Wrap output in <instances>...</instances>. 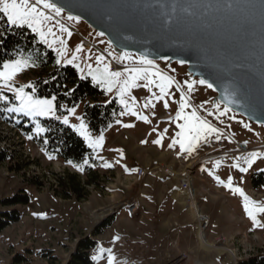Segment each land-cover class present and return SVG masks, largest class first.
Wrapping results in <instances>:
<instances>
[{
    "label": "rangeland",
    "instance_id": "rangeland-1",
    "mask_svg": "<svg viewBox=\"0 0 264 264\" xmlns=\"http://www.w3.org/2000/svg\"><path fill=\"white\" fill-rule=\"evenodd\" d=\"M67 16L63 12L50 22V26H53L57 36L66 41L67 50L62 59H70L76 47L81 46V51L75 53V63L80 65L83 72L74 65H57L55 49L61 46L59 42L50 48L28 28L46 49L53 52L54 60L48 66L38 67L33 64L29 54L25 58H29L33 66L13 78V87L33 86L34 80L55 67L71 66L80 78L87 77L93 82L92 77L87 75L89 65L94 70L109 64L111 70L117 71L136 64L139 55L131 52L133 60L117 62L113 57L120 52L104 36H98L80 19L68 21ZM56 20L64 23L72 35L60 33L55 27ZM48 39L52 40L53 37L49 36ZM97 56L103 57L100 64H97ZM40 58L46 60L45 56ZM153 61L156 68L173 77L188 96L192 107L186 111L195 108L197 114L217 128L218 132L197 142L191 152L181 151L178 144L170 148L169 144L179 130L176 122L170 119L175 117L179 106V92L173 88V97H166L169 100L168 108L164 107L163 101L154 98L152 105L145 108L144 104L152 98L153 93L158 94V89L153 87L149 92L148 88L143 87L146 81H137L139 86L131 88L123 99L129 106H134L135 111L148 117L145 122L131 115L120 103L117 88L106 92L97 84L103 91L102 101L115 100L119 111L114 122L100 133H92L88 129L93 139L101 134L104 137L101 146L93 149L98 159L97 171L103 182L100 189H88L90 193L84 202L64 201L53 195L54 174L76 171L59 160L48 159L40 147L29 139L27 134L43 132H37L36 128L39 125L43 129L41 119L45 117L8 111L19 102L15 100L13 92L0 88V93L8 97L6 101L0 100L4 112V116L0 115V149L8 154V159L0 163V211L12 210L2 206L1 202L20 190L29 196L27 204L13 208L20 212L19 221L1 233L0 264H66L83 237L96 241L90 250L93 264H108V250L114 257L113 264H232L228 252L220 254L214 247L199 244L200 230L192 210L174 197V192L179 190L181 172L190 173L191 190L198 211L209 218L208 226L202 231L208 243L233 250V264L264 249V212L255 213L258 223H254L244 210V196L248 197L250 205L264 207V187L253 189L249 182L253 172L264 171V155L257 157L251 167L245 163L249 153H264V125L248 122L232 110L219 115L225 106L215 100L213 88L199 84L200 78L192 77L187 72L185 64L167 59ZM185 81L192 84L190 91ZM25 91L31 92V88L26 87ZM62 105L64 107H56V116L68 115L66 109L76 107V114L68 117V126L79 124L76 117L83 118L84 102L73 106ZM215 105H219V109ZM165 129L168 131L165 132ZM225 134L248 141H245L247 147H257L247 153H238ZM217 135L220 136L219 140L216 139ZM158 138L161 142L154 143ZM196 162L198 165L194 166ZM105 163L110 167H104ZM190 163L193 166L188 169ZM165 164L172 166L176 175L160 173L157 176L146 174L140 179L129 177L136 173L138 167L152 170ZM234 164L248 168V171L241 172L233 167ZM229 177L232 178L233 187L241 188L244 196L225 186ZM133 197L139 198L140 207L130 215L122 204ZM101 213L104 214L100 218ZM111 216H115L113 224L102 234L92 235L95 227Z\"/></svg>",
    "mask_w": 264,
    "mask_h": 264
},
{
    "label": "water",
    "instance_id": "water-1",
    "mask_svg": "<svg viewBox=\"0 0 264 264\" xmlns=\"http://www.w3.org/2000/svg\"><path fill=\"white\" fill-rule=\"evenodd\" d=\"M52 2L103 32L117 52L184 61L192 77L213 84L215 100L264 125V0ZM225 90L235 103L224 100Z\"/></svg>",
    "mask_w": 264,
    "mask_h": 264
},
{
    "label": "snow or ice",
    "instance_id": "snow-or-ice-1",
    "mask_svg": "<svg viewBox=\"0 0 264 264\" xmlns=\"http://www.w3.org/2000/svg\"><path fill=\"white\" fill-rule=\"evenodd\" d=\"M84 7H92L94 5L91 4H83ZM191 5H189L190 7ZM47 10V11H46ZM184 10H187L185 8ZM64 12V8L58 6L57 3L52 2V0H0V13L3 14V17L6 18V23L9 27H24L31 29L33 33H36L40 40L47 44L50 48L59 42L61 45L59 48L55 49L57 52L56 64H67L74 65L79 71L83 72L78 63H75L77 60V56L75 53L81 51V46H77L75 53L72 54L70 59H62L65 57V53L67 50L66 41L61 37L57 36L54 32L53 26H50V22L55 19V17H60ZM49 13H52L50 15ZM66 19L68 21H78L80 19L79 16H73L69 14ZM55 27H58L60 33H66L68 36H71L72 33L68 27L65 26L60 20L55 21ZM98 36H103V32L97 33ZM53 37L52 40H49L48 37ZM103 43V41H101ZM111 44V41H109ZM111 55V53H109ZM117 62L131 61L133 60V56L128 51H121L118 55L113 57ZM103 57L97 56L96 61L97 64H100ZM165 59H167L165 57ZM184 63V61H180ZM33 66L32 62L29 58H24L21 56L16 57L15 59L4 60L2 64H0V88H6L9 91L13 92L15 100L18 101V105L13 108H8V111H15L18 113H25L31 117H55L58 120H62L64 125H69V116L76 114V107L66 109L68 115L63 117L56 116V96L53 95L50 98H39L34 95L36 89L31 84L22 85L20 87H13L12 80L13 78L24 69ZM89 71L87 75L92 77L94 83L99 84L106 92H111L113 88H117V96L120 97V103L124 105L131 115L136 116L137 119L148 121V117L142 115L135 111L134 106H129L128 102L123 99L124 95L128 93L131 88L138 87L137 81H146L143 84V87L148 88L149 92H152V88L155 87L158 89V94L153 93L152 98H149L147 102L144 104L145 108H148L152 105V99L154 98L157 101H163L164 107H169V100L166 99L173 97V88L175 92H179V106L176 110L175 117H170V119L176 122V127L179 129L175 133V138L172 143L169 144V147H173L178 144L181 151L191 152L194 150V147L197 142L202 139H206L207 136L212 135L213 133H217L218 129L213 127L206 119L201 118L195 108L192 110L186 111L191 108V104L188 96L185 94L180 84L174 80L173 77L163 74L156 68L154 61L149 59L148 56L141 54L137 60L136 64L132 67H124L122 70L113 71L110 68L109 64H104L103 67H97L96 69H92L91 65L88 66ZM83 78V77H82ZM199 84L207 85L208 88H213V84L209 83L205 79H200ZM187 88L189 91L192 89V84L185 81ZM31 88V92H26L25 88ZM73 90H69L65 95L70 94ZM230 94L225 90L224 100L228 101V103H235L236 101L231 100L229 98ZM0 100H8L7 96H4L0 93ZM134 101V98H133ZM61 107H64L61 105ZM217 109H219V105H215ZM230 109L227 104H225L224 111L219 112L218 114L223 116ZM211 114V113H210ZM124 115V113H121ZM76 119L79 121V124L70 125L75 132L79 134V136L83 137L85 142L89 144L93 149L101 146L103 142V134L93 139L89 130L88 124L84 122V119L80 116H77ZM119 123V121H117ZM126 127H130L131 125H125ZM247 127V125H245ZM37 132H42L44 129L40 128L37 125ZM155 131V130H154ZM165 132L168 130L165 129ZM32 137L29 136V139ZM162 138V137H161ZM216 139L219 140L220 136L217 135ZM47 141H45L46 143ZM161 139H156L154 143L159 144ZM264 155V153L260 152H252L249 153L245 158V163L248 167H251L254 160ZM50 159L52 157H49ZM239 159V158H238ZM68 163H72L69 161ZM84 165L88 164V160L85 159L83 162ZM219 162H217L218 166ZM73 167L77 168L79 171H83V165L73 164ZM104 167H110L109 164L105 163ZM233 167L239 168L241 172H247L248 168L240 167L239 164H234ZM219 181L220 178L216 177ZM231 177L228 178L226 187L232 189L233 192L239 193L241 196H244L243 190L239 187H233L231 183ZM224 183L223 181H220ZM244 210L248 214L249 217L252 218L254 223H258L256 220V212H264V207H258L250 205L248 202V197L244 196ZM103 251V250H101ZM108 264H113L114 257L110 254L111 250H108ZM95 259V257H93Z\"/></svg>",
    "mask_w": 264,
    "mask_h": 264
},
{
    "label": "trees",
    "instance_id": "trees-1",
    "mask_svg": "<svg viewBox=\"0 0 264 264\" xmlns=\"http://www.w3.org/2000/svg\"><path fill=\"white\" fill-rule=\"evenodd\" d=\"M29 54L33 58V64L38 67L48 66L54 60L53 52L46 49L27 27H9L6 18L0 13V64L4 60L15 59L18 56L28 57ZM41 56H45L46 60H42ZM33 87L36 89L35 94L39 97L55 95L57 108H60L62 104L73 106L84 102L83 119L92 133H100L107 128L114 122L119 111L115 100L103 102V91L100 87L87 77L80 78L77 71L71 66L53 68L34 80ZM69 90L73 91L65 95ZM0 115L4 116L1 107ZM41 125L44 129L42 133L31 132L27 135L32 137L31 140L40 147L48 159L52 157L50 160H59L70 166L73 164L83 165V171L74 167L76 172L65 171L61 174H54L53 195L62 200L73 199L79 202L86 200L90 193L88 189L90 187L100 189L103 182L102 176L97 171L98 159L93 148L70 126L64 125L54 118L41 119ZM25 132L27 133V131ZM45 141L47 142L45 143ZM6 153L0 149V163L8 159ZM85 159L88 160L86 165L83 164ZM69 161L72 163H68ZM249 182L253 189L263 188L264 171L253 172ZM28 202L29 196L23 190L2 200L1 205L10 207L12 210L0 211V237L6 227L20 219V212L13 208ZM114 217L111 216L98 224L92 235L102 234L106 228L113 224ZM95 243L96 241L91 237L79 239L66 264H93L90 250ZM238 264H264V249L256 255L239 261Z\"/></svg>",
    "mask_w": 264,
    "mask_h": 264
},
{
    "label": "built area",
    "instance_id": "built-area-1",
    "mask_svg": "<svg viewBox=\"0 0 264 264\" xmlns=\"http://www.w3.org/2000/svg\"><path fill=\"white\" fill-rule=\"evenodd\" d=\"M228 141L230 143L233 144V146L236 149V152L238 153H247L249 151H251L252 149H254L255 147H247L245 141L246 140H241L238 138H234L232 136H228ZM248 142V141H246ZM202 160V159H201ZM200 161V159H199ZM198 162H196L194 164V166H196ZM163 173L164 175L167 176H173L176 175V173H174V170L172 168V166L170 165H164V166H158L152 170H145L143 167H138L136 173L132 176L129 177H136V178H142L143 176H145L146 174H150L152 176H157L158 174ZM178 189L180 190H186L191 188V183H190V173H188L187 175H185V172H181V174H179V178H178ZM122 205L125 206L127 213L130 215H133L137 209L140 207V200L138 197H133L132 199H130L129 201L124 202ZM209 223V218L207 216H205L204 214H200L199 213V221L197 222V228L198 231L201 230V232L203 231V229H205L208 226Z\"/></svg>",
    "mask_w": 264,
    "mask_h": 264
},
{
    "label": "bare ground",
    "instance_id": "bare-ground-1",
    "mask_svg": "<svg viewBox=\"0 0 264 264\" xmlns=\"http://www.w3.org/2000/svg\"><path fill=\"white\" fill-rule=\"evenodd\" d=\"M87 43V42H86ZM87 45H89V43H87ZM193 165L190 163V165L187 167L188 169L191 168ZM188 173L186 172L185 175H187ZM174 197L178 199V201L181 203V204H185L188 206V208H190L192 210V216L195 218V220L198 222L199 221V211H198V207L194 201V198H193V191L189 189H187V191H184V190H177L174 192ZM104 213H101L98 217H102ZM198 238H199V244L202 245V246H206V247H214L216 250H218V252L220 254L224 253V252H228L231 257H232V264L234 262V252L233 250L231 249H228L226 247H218V246H214L210 243H208L205 238L203 237V233L201 232V230L199 231V235H198ZM199 264H203V263H199Z\"/></svg>",
    "mask_w": 264,
    "mask_h": 264
},
{
    "label": "crops",
    "instance_id": "crops-1",
    "mask_svg": "<svg viewBox=\"0 0 264 264\" xmlns=\"http://www.w3.org/2000/svg\"><path fill=\"white\" fill-rule=\"evenodd\" d=\"M70 166V165H69ZM72 168H73V170L75 171V168L73 167V166H71ZM58 198V197H57ZM60 199V198H59ZM62 200V199H61ZM71 200H73V199H71ZM71 200H64V201H71ZM84 201H86V200H84ZM84 201H80V202H84ZM78 202V201H77Z\"/></svg>",
    "mask_w": 264,
    "mask_h": 264
}]
</instances>
